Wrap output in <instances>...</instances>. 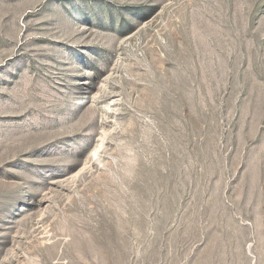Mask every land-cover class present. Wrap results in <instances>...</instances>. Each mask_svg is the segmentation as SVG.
<instances>
[{
	"label": "rangeland",
	"instance_id": "rangeland-1",
	"mask_svg": "<svg viewBox=\"0 0 264 264\" xmlns=\"http://www.w3.org/2000/svg\"><path fill=\"white\" fill-rule=\"evenodd\" d=\"M0 264H264V0H0Z\"/></svg>",
	"mask_w": 264,
	"mask_h": 264
}]
</instances>
